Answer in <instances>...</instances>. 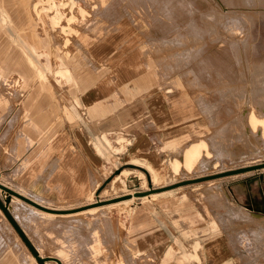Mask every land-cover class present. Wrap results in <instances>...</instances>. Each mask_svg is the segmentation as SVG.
<instances>
[{
  "label": "rangeland",
  "instance_id": "obj_1",
  "mask_svg": "<svg viewBox=\"0 0 264 264\" xmlns=\"http://www.w3.org/2000/svg\"><path fill=\"white\" fill-rule=\"evenodd\" d=\"M18 1L5 3L17 26L28 10L35 25L28 26V33L48 38L50 47L48 59L44 48L37 50L38 68L46 75L39 78L45 82L37 76L23 82L11 58L21 54L14 43L19 27L12 22L11 35L0 28V39L8 41L0 54L8 63L0 60V88L6 90L9 113L18 100L26 126L31 111L25 99L33 91L31 107L39 110L46 140L47 125L59 114L55 99L72 85L58 73L61 62L69 70L96 40L122 33L139 43L154 91L167 92L169 125L182 130L183 137L168 147L161 170L137 160L132 172L127 164L110 163L103 180L82 199L25 194L45 208L40 209L0 189V264H201L198 245L159 258L147 250L149 242L134 249L125 238L130 222L139 223L145 215L160 220V209L189 205L216 209V224L227 226L234 264H264V137L248 123L250 112L259 116L264 106V0H76L73 6L70 0H56L64 15L55 27L49 22L54 14L50 1L39 0L47 10L40 16L32 12L37 0H28L26 9ZM148 120L145 113L143 121ZM201 140L205 146L199 159L186 169L183 150ZM176 159L174 170L171 162ZM3 179L1 184H12ZM144 203L149 207L142 211Z\"/></svg>",
  "mask_w": 264,
  "mask_h": 264
},
{
  "label": "crops",
  "instance_id": "obj_2",
  "mask_svg": "<svg viewBox=\"0 0 264 264\" xmlns=\"http://www.w3.org/2000/svg\"><path fill=\"white\" fill-rule=\"evenodd\" d=\"M9 20L6 14L2 19L0 15V28L11 35ZM20 26L25 28L24 23ZM16 36L14 43L22 56H33L32 65L23 66L31 71L29 79L41 75L46 79L45 71L38 68L37 50L42 47L45 56L49 55V39L29 33ZM136 44L126 34H106L83 51L69 70L61 62L58 73L72 85L63 97L55 99L59 114H55L53 125H47L46 140L41 136L44 129L39 110L31 107L33 91L25 99V108L31 111L25 126L20 103L12 104L15 108L9 113L7 93L0 88V178L12 183L2 185L22 189L26 193H17L23 196L38 194L49 200L74 201L98 186L104 167L110 163L127 164L132 172L138 166L133 160H137L161 170L168 147L181 143L183 131L169 125L167 92L154 91L152 72ZM2 59L8 65L7 57L0 55ZM12 59L17 69L21 67L17 58ZM145 113L150 120L144 122ZM57 119L62 124H57ZM104 136L109 138L106 142ZM120 137L124 141H118ZM146 207L149 205L141 204L140 210ZM159 211L160 220L145 215L141 222L129 223L125 234L129 246L135 249L137 244L149 242L147 250L163 258L198 245L201 264H234L227 245V226L216 224L213 206ZM99 226L96 221L94 227Z\"/></svg>",
  "mask_w": 264,
  "mask_h": 264
},
{
  "label": "bare ground",
  "instance_id": "obj_3",
  "mask_svg": "<svg viewBox=\"0 0 264 264\" xmlns=\"http://www.w3.org/2000/svg\"><path fill=\"white\" fill-rule=\"evenodd\" d=\"M14 1V0H13ZM48 1H50V3H51V7H50V9H54L53 10V15L52 16H50V18H49V22H50V24L53 26V27H55L56 25H58L59 24V22L62 20V18H63V15H64V12L60 9L61 8V2H58V1H56V0H48ZM61 1V0H60ZM63 1V0H62ZM74 1H76V0H70L69 2L71 3V5L73 6L74 4H75V2ZM77 1H79V0H77ZM8 2V0H0V11H2V13H0V15H1V19L3 18V16L6 14L9 18H11L12 19V21H10L9 20V23L11 24V29H12V27H13V23H14V27L15 28H18V30L19 31H17L16 33H18L19 34V37H21V35L23 34V33H28V26H35L34 25V23H33V21H32V19L30 18L31 17V14L29 13V11L28 10H26V19L25 20H23L21 23H24L25 24V28H23L22 26H17V24L15 23L16 22V17H14V13H11V11L10 10H8V7H6V5H5V3H7ZM18 2H20V4H22L24 7H25V9H26V6H27V3H28V0H19ZM47 2V1H46ZM14 4V3H13ZM33 4V3H32ZM68 4V3H67ZM15 5V4H14ZM21 6V5H20ZM10 7V6H9ZM22 9V8H21ZM93 9H95V8H93ZM23 10V9H22ZM78 10L81 12V13H84V9H82L81 7H78ZM47 12V10L44 8V6H41L40 4H39V0H37L34 4H33V6H32V12L34 13V14H36L37 16H40V14L41 13H43V12ZM72 11H73V9H72ZM66 12V11H65ZM75 12V11H74ZM50 13V12H49ZM76 13V12H75ZM29 14H30V17H29ZM46 15V14H45ZM49 15V14H48ZM51 15V14H50ZM20 16V15H19ZM67 16V15H66ZM89 16V15H88ZM34 17V16H33ZM74 17V16H73ZM76 18V17H75ZM86 20V19H85ZM84 19H83V21H85ZM2 22H6V19H3V20H1ZM13 22V23H12ZM64 22V21H63ZM0 24H1V22H0ZM38 24V23H37ZM40 24H41V21H40ZM49 24V23H48ZM64 24V23H63ZM61 25V24H60ZM63 26H65V25H63ZM40 27V26H39ZM72 27V26H71ZM15 28H14V30H15ZM40 28H42V27H40ZM46 28V27H45ZM10 29V30H11ZM72 29V28H71ZM45 30V29H44ZM64 30V29H63ZM57 32H59V31H57ZM56 31H55V33H57ZM50 34V33H49ZM52 34V33H51ZM60 34V33H59ZM60 37V36H59ZM64 38V37H63ZM7 43H8V41H6V40H4V41H2L1 39H0V52H2V49L5 47L6 48V46H7ZM7 57V56H6ZM37 57V56H36ZM46 57V59H48V57H49V55H46L45 56ZM11 58H17L16 60H17V62H19L20 64H21V67H19L18 69H16L17 70V72L20 74V75H22L25 79L23 80V82H25V81H27V79L26 78H31L32 77V74H31V71H29V70H27V68L26 67H23L24 65H32V58H33V56H27V55H24L23 54V56H22V54L21 55H14V56H11ZM24 60H26V61H24ZM19 69H22V72L21 71H19ZM259 71H260V73H261V68L259 69ZM259 71H257V73L259 72ZM227 72H229V70H227ZM240 73H241V71H240ZM262 73H263V70H262ZM11 74V73H10ZM242 74V73H241ZM240 74V75H241ZM254 74H256L255 72H254ZM230 75L232 76V73H230ZM241 76H243V74L241 75ZM8 80V79H7ZM15 80V79H14ZM1 81V80H0ZM2 82V81H1ZM7 83V82H6ZM230 83V82H229ZM22 89V88H21ZM16 90V89H15ZM18 90V89H17ZM6 91V90H5ZM9 92V91H8ZM5 93V92H4ZM10 93H12L11 91H10ZM170 93V92H169ZM231 93V92H230ZM1 94H3V93H1ZM5 95V94H4ZM9 96V95H8ZM230 96V95H229ZM10 97V96H9ZM262 105V104H261ZM253 109V108H252ZM260 108H258V110H259ZM251 111V110H250ZM254 111V110H253ZM253 111H251L250 112V115H249V121H248V123H249V125H250V129H251V131L253 132V133H257L258 131V127L260 128V131H261V138L262 137H264V106L261 108V112H259V113H261V115H259V116H256V115H258V114H254V112ZM257 131V132H256ZM259 131V132H260ZM250 133V132H249ZM250 138H253V137H250ZM254 139V138H253ZM237 145V144H236ZM204 146H205V142H204V140H201L200 142H195V143H193V144H191V145H189L188 147H186L184 150H183V160H182V165L184 166V167H186V169H190V168H192L193 167V165L196 163V161L199 159V155H200V152H201V149H203L204 148ZM148 166V165H147ZM171 166H172V168L174 169V170H176L177 168H178V161H177V159L175 160V161H172L171 162ZM151 168L149 167V170H150ZM129 171L128 170H123V174H125V173H128ZM153 176H155L154 174H153ZM169 191V190H168ZM166 192V191H165ZM130 194V193H129ZM132 198L133 197H131L130 199H128V200H124L125 202H130L131 200H132ZM123 201V200H122ZM14 203H16V202H14ZM36 203V202H35ZM17 205V204H16ZM11 209H12V211H13V214L15 213L14 212V210H13V207H11ZM2 216H3V214H2ZM5 218V217H4ZM60 255L62 256V259L64 258V259H66V256L67 255H64V251H63V253L61 252L60 253ZM56 259H58L59 260V258H56Z\"/></svg>",
  "mask_w": 264,
  "mask_h": 264
},
{
  "label": "water",
  "instance_id": "obj_4",
  "mask_svg": "<svg viewBox=\"0 0 264 264\" xmlns=\"http://www.w3.org/2000/svg\"><path fill=\"white\" fill-rule=\"evenodd\" d=\"M0 189L3 190V191H5V192L8 193L9 195H13V196H15V197H17V198H19V199L25 201L26 203H28V204H30V205H33V206H35V207H37V208H40V209H45L43 206H41V205L35 203L34 201L30 200L29 198H27V197H25V196H23V195H21V194L15 192V191L11 190L10 188H8V187H6V186H4V185H2V184H0ZM2 210H3L4 214L7 215L6 210H5L4 208H2ZM9 220L11 221V219H9ZM11 223H12V221H11ZM27 245H28L29 249L33 252V250H32V248L30 247V245H29V244H27ZM34 255H35V254H34ZM35 257H36L37 259H39L37 255H35Z\"/></svg>",
  "mask_w": 264,
  "mask_h": 264
}]
</instances>
